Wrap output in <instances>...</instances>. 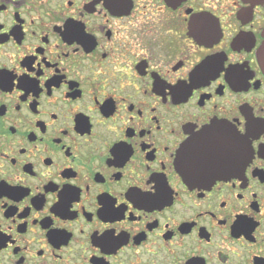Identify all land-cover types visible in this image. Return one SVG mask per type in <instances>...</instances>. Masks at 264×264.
I'll return each instance as SVG.
<instances>
[{"label":"flooded vegetation","instance_id":"obj_1","mask_svg":"<svg viewBox=\"0 0 264 264\" xmlns=\"http://www.w3.org/2000/svg\"><path fill=\"white\" fill-rule=\"evenodd\" d=\"M264 0H0V264H264Z\"/></svg>","mask_w":264,"mask_h":264},{"label":"water","instance_id":"obj_2","mask_svg":"<svg viewBox=\"0 0 264 264\" xmlns=\"http://www.w3.org/2000/svg\"><path fill=\"white\" fill-rule=\"evenodd\" d=\"M258 56H259V59H260V63L263 66V69H264V43H263L262 47L259 50Z\"/></svg>","mask_w":264,"mask_h":264}]
</instances>
